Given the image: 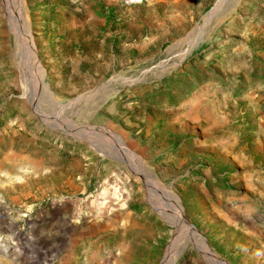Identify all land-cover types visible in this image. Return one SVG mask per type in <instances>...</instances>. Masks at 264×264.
Instances as JSON below:
<instances>
[{"label":"rangeland","instance_id":"374dc122","mask_svg":"<svg viewBox=\"0 0 264 264\" xmlns=\"http://www.w3.org/2000/svg\"><path fill=\"white\" fill-rule=\"evenodd\" d=\"M0 179L47 264H264V0H0Z\"/></svg>","mask_w":264,"mask_h":264},{"label":"crops","instance_id":"0c3cea01","mask_svg":"<svg viewBox=\"0 0 264 264\" xmlns=\"http://www.w3.org/2000/svg\"><path fill=\"white\" fill-rule=\"evenodd\" d=\"M1 183L0 264H47L49 260L45 254L50 250V245L59 240L60 233L53 234L48 230L47 221L41 215L35 217L31 223H25L30 220L28 213L32 207H37L38 199H32L30 203L28 201L30 194L17 191L21 185L8 184L11 182L7 181ZM39 189L38 187V193H40ZM57 209L54 206L50 213L57 214ZM56 228L53 227L54 230Z\"/></svg>","mask_w":264,"mask_h":264},{"label":"bare ground","instance_id":"6f19581e","mask_svg":"<svg viewBox=\"0 0 264 264\" xmlns=\"http://www.w3.org/2000/svg\"><path fill=\"white\" fill-rule=\"evenodd\" d=\"M6 2H7V0H5ZM219 6V3L218 4H216L215 6H214V8L212 9V13L217 9V7ZM203 31V30H202ZM202 31H200L199 32V35L198 36H196L194 39H193V41L191 42V45H190V47L192 46L193 47V45H195V44H197L198 42H199V40H200V34L202 33ZM20 37H22V43L24 44V45H26V44H31L30 43V40H29V37L28 36H20ZM192 49V48H191ZM33 58H34V56H33ZM31 71L32 70H30L29 72L31 73ZM29 79V78H28ZM32 82H35V81H32ZM181 213V211L179 210L178 211V213ZM179 213V214H180ZM180 217V216H179ZM177 226V225H176ZM177 229V228H176ZM188 231V229L186 228V232ZM181 233V232H180ZM180 233H178V231H176V233L174 234V236H173V239H172V241H171V243H170V245L168 246V248H167V250H166V253H165V256H164V258H163V261H162V263L161 264H169V262L175 257V255H176V253H177V251H178V248H179V241H180ZM193 240H191V241H193V242H195V240H196V236L195 235H193ZM207 248H205V246H203V251H205V253H206V255L208 254V251L206 250ZM208 257H210L213 261H215L216 262V260L214 259V258H212L213 256H210V255H207Z\"/></svg>","mask_w":264,"mask_h":264},{"label":"water","instance_id":"95a60500","mask_svg":"<svg viewBox=\"0 0 264 264\" xmlns=\"http://www.w3.org/2000/svg\"><path fill=\"white\" fill-rule=\"evenodd\" d=\"M104 154L107 155L106 153H104ZM113 158L115 159V157H113ZM187 229L189 230L190 235L191 234L192 235L194 234L196 236V243L199 246H201L202 248H203V246H205L207 248V245H206V242H205L204 238L202 236L198 235L197 232L194 230L193 227L187 226ZM212 258H214L219 264H226L225 262L218 260L216 257H212Z\"/></svg>","mask_w":264,"mask_h":264}]
</instances>
